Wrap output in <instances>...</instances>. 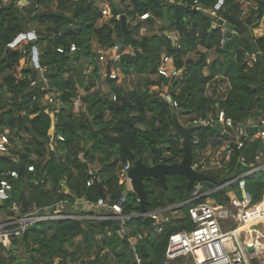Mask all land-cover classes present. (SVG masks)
Instances as JSON below:
<instances>
[{
    "label": "trees",
    "instance_id": "trees-1",
    "mask_svg": "<svg viewBox=\"0 0 264 264\" xmlns=\"http://www.w3.org/2000/svg\"><path fill=\"white\" fill-rule=\"evenodd\" d=\"M19 1L0 0V134L5 133L12 142L11 156L0 157V178L8 170L18 173L16 179H11V197L4 201V206L17 202L21 212L26 213L33 207L42 209L65 202L61 213L92 214L81 210L82 206L71 209V204L75 199L95 202L103 198L115 202L125 190L124 183L117 177L118 170L125 164L140 160L145 165H171L182 159L181 139L174 132L175 118L186 117L192 122L205 119L209 112L223 110L226 117L239 126L264 117V35L253 34L264 23V0H247L243 16L237 0H221L218 9L220 0L173 3L126 0L122 10L109 0L111 18L102 23H99L102 9L97 0H27L23 6L18 5ZM206 11L221 14L224 23L234 27L237 35L225 48L220 44L221 23ZM119 12L129 18L130 49L121 46L119 41L121 24L115 19ZM143 13H149L145 21L149 25H154L156 20L164 23L160 34L138 37L137 31L143 25L138 16ZM132 21L137 22L133 25ZM27 24H33L35 38L11 46L18 36L26 33ZM65 29L69 32L64 41L77 47L72 59L58 53V44L53 40ZM174 31L180 35L177 45L165 34ZM93 42L105 50L114 45L120 47L116 66L126 75L138 76L134 90L124 91L109 79L112 94L105 97L92 91L93 82L85 86L88 66L93 68L89 78H98ZM32 48L38 52L39 67H48L46 76L51 88L61 93L54 128L64 141L58 144L57 157L47 149L51 118L45 113L46 106H42L47 92L40 85L29 87V80L37 77L34 67L22 69L23 78H18L15 72L19 61ZM124 48L129 52L123 53ZM245 51L260 54L255 64L245 63ZM161 55L173 58L175 68L182 70L180 79L169 80L157 74ZM110 68L111 64L107 65L108 72ZM205 68L208 75L203 73ZM218 75L228 80L230 88L223 100L212 101L205 97V88ZM79 87L86 91L81 98L86 106L85 115L73 107ZM153 87L157 90L153 91ZM167 90L168 99L177 101L178 109L163 99ZM192 126L190 133H198V144L191 145L195 162L207 147L220 146L222 142H213L220 135L209 125ZM257 152L264 155V138L246 140L239 155L232 150L224 164L225 171H220L221 177L216 175L218 183L244 173ZM33 156L37 159L32 160ZM240 156L245 163L239 162ZM30 164L35 166L33 173L27 171ZM90 166L99 168L96 175L100 180L87 186ZM44 177L47 178L44 183L33 184V180ZM62 180L65 189L59 186ZM166 183L167 188H163L154 179H144L146 210L165 208L189 198L187 180L183 176L167 175ZM246 189L253 202L261 203L264 208V172L246 177ZM136 198L134 192H128L123 214L139 212ZM215 198L218 203L225 201L220 194ZM124 227L125 233L120 237V222L114 220L33 224L21 235L0 241V264H20L19 252L24 254L25 264H137L135 256L142 264H167L164 251L168 235L190 230L193 225L185 215L166 225L158 235L148 233L136 243L135 252L128 237L141 231L142 220L132 218L125 221ZM105 249L108 252H103Z\"/></svg>",
    "mask_w": 264,
    "mask_h": 264
},
{
    "label": "built area",
    "instance_id": "built-area-1",
    "mask_svg": "<svg viewBox=\"0 0 264 264\" xmlns=\"http://www.w3.org/2000/svg\"><path fill=\"white\" fill-rule=\"evenodd\" d=\"M23 1V0H22ZM179 2V0H171ZM20 3V2H19ZM102 19L111 18V14L106 8L101 10ZM121 16L117 14L116 20H119ZM149 17V13H143L138 16V20L145 21ZM222 32L221 45H224L225 38ZM138 35H145L146 30L143 26L137 31ZM32 34H34L32 32ZM22 35V34H21ZM24 35V34H23ZM59 35V34H58ZM167 37L172 40L174 45H177L180 35L177 31L166 33ZM34 36V35H33ZM34 37H31L32 39ZM26 39L24 35L19 41ZM13 43L11 46H13ZM68 52L58 45L57 52L60 54L74 53L77 50L75 44L68 45ZM97 55V61L111 64V72L107 76L110 80H116L118 77L116 66L120 60V47L117 45L105 50L97 47L95 50ZM26 54V51L23 50ZM37 55V51H35ZM33 48L27 52L25 57L30 58V65L34 67L37 72L35 79L29 80V87L34 88L40 85L43 91L47 94L43 99L42 106H46L45 113L50 118V109L57 110L60 107L59 98L61 93L54 88H51L49 78L46 76L48 67H39L37 60L33 59ZM259 54L256 51H245L243 53V59L248 65H253L257 62ZM24 57V58H25ZM22 58V59H24ZM181 71H178L174 66V60L171 56L161 55L160 64L157 68V74L166 79H180ZM18 78L21 75L17 76ZM23 78V77H21ZM81 94L77 93L73 99L74 110L77 111L81 106ZM164 97V99L171 102L173 108L178 109L177 101H171ZM34 100L35 97L33 96ZM115 100V97H112ZM55 113V112H54ZM53 113V114H54ZM51 120V126L48 131V144L47 149L49 154L53 153L57 157L56 153L59 142L64 141V138L55 133L54 122ZM214 124L220 123L226 129L229 130L228 138H223L220 134V138L214 139L216 143L220 140L221 144L226 147V155H230L232 149L229 147L230 143L236 145L239 151L246 140L249 138H264V117H260L257 120V130L253 136H249L244 131L243 127L235 126L231 118L226 117L223 110H218ZM192 125H209L213 128V123H205L202 119H197L191 122ZM193 145L198 144V139L191 142ZM12 148V142L10 138L5 134H0V157L11 156L10 149ZM48 158V156L46 157ZM37 159L36 156L32 157ZM240 163H245L243 157H239ZM133 167V164L127 163L117 172V177L120 182L124 183L125 190L127 192H134L131 187V179L128 176V172ZM247 170L240 174L231 177L229 180L212 185L209 190H204L202 182L194 183L193 189L190 192L188 199L175 205H171L165 208H158L154 210H146L145 212L125 215L123 214V205L126 201V197H119L115 202H108L103 198H98L95 202L75 199L71 204V209H78L82 206L83 211L93 212L87 213H61L65 207V202H59L52 207H45L38 209L33 207L30 212H21V205L17 202H12L10 205L4 206L3 203L11 197V191L13 185L11 179H16L18 173L15 170H8L1 174L0 178V241L5 242L10 238L17 237L24 233L26 229L33 224H40L46 222H59L64 220H114L120 222V231L118 234L123 237L125 233L124 223L132 218L141 219L152 218L154 220L150 231L146 232L143 227L136 236L128 237V242L131 249L135 252V245L137 242L142 241L148 233L158 235L162 233L166 225L172 224L178 219H182L185 215L190 219L193 227L190 230H183L172 232L167 237L166 247L164 251L165 263H170L176 259L184 258L189 261V264H264V212L261 208V203H254L252 195L246 189V177L253 175L257 172H264V155L262 152H257L254 157V162L247 165ZM27 171L33 173L35 166L30 164L27 166ZM91 178L87 181V186L91 185L94 181H99V176L94 172H90ZM43 178L41 180H33L34 185H40L44 183ZM61 189H65V181L62 180L59 183ZM235 187L236 196L226 199L223 194L229 187ZM135 193V192H134ZM222 194L223 203H218L217 200L210 199L211 197ZM205 199L204 202L201 200ZM138 202V197L136 198ZM186 210L183 212L181 218H173L167 216L168 213L177 210ZM250 243H245V241ZM257 243L261 246L257 247ZM251 246L252 251L248 252L246 247ZM136 257L137 264H142L140 259ZM256 260V263L253 260Z\"/></svg>",
    "mask_w": 264,
    "mask_h": 264
},
{
    "label": "water",
    "instance_id": "water-1",
    "mask_svg": "<svg viewBox=\"0 0 264 264\" xmlns=\"http://www.w3.org/2000/svg\"><path fill=\"white\" fill-rule=\"evenodd\" d=\"M221 3V0L219 1V4L216 6L218 9L219 5ZM120 24H121V39L120 44L121 46L127 47L130 49L129 41H128V25L126 21L125 15H121L119 18ZM215 24V23H214ZM213 29V27L211 28ZM222 31L225 38V42L223 47L225 48L226 45L229 43V40L232 37H235L237 34L234 30V27L231 26L228 23H224L222 25ZM69 32V29H65L61 34L56 35L53 37V40L62 47L65 52H68V46L67 43L64 41L65 36ZM24 35L18 36L14 43L19 42V40ZM173 43V42H172ZM174 45V43H173ZM36 49L33 48L34 56L33 59L37 60V55L35 54ZM69 58L72 59L73 54L69 53ZM241 127H244L241 125ZM213 130L216 131L218 134H221L224 138H228V134L223 132V128L220 123H216L213 127ZM249 136H253L256 133L257 128H248L245 129ZM174 132L175 134L181 139L182 143V151H183V157L182 159L174 164L167 165V164H155V165H145L140 160H136L133 163V167L128 172V176L131 179V187L132 190L135 192L136 196L138 197V205H139V211L141 213L146 211L147 206V199H146V191H145V184L144 179L150 178L154 179L158 182L160 186L163 188H167L166 183V176L167 175H176V176H183L186 180V191L190 192L192 190V187L194 183L196 182H207L215 184L218 180H216L214 177L205 175L203 173H200L196 167L193 166V158L191 154V136L190 131L188 129H185L181 127L176 120H174ZM229 147L235 152L236 155H239V151L236 148V145L234 143H230ZM128 192L126 190L123 191L122 196L127 197ZM154 220L150 217L144 218L142 220L143 228L146 232L150 231V228L153 224ZM248 252L252 251L251 246L246 247ZM254 263H256V260H253ZM20 264H25V259H22Z\"/></svg>",
    "mask_w": 264,
    "mask_h": 264
},
{
    "label": "crops",
    "instance_id": "crops-1",
    "mask_svg": "<svg viewBox=\"0 0 264 264\" xmlns=\"http://www.w3.org/2000/svg\"><path fill=\"white\" fill-rule=\"evenodd\" d=\"M23 2H24V4L26 5L27 4V1L26 0H23ZM99 4V6L101 7V9H104V8H106V10L109 12V14H111V11H110V5H109V3H98ZM121 8V9H120ZM119 9L120 10H122L124 7H120ZM120 13V12H119ZM120 16L121 15H123V14H119ZM108 19L107 18H105V19H102L101 18V20L99 21V23H102V22H105V21H107ZM126 21H127V24L129 23V18H126ZM143 22V21H142ZM155 22H157V21H155ZM161 22V21H160ZM133 25H134V21H132L131 22ZM144 23V22H143ZM159 23V22H158ZM143 26V25H142ZM26 29H27V31H26V33L24 34L25 36H26V39H23V40H26L25 42H27V40L28 39H30L31 37H34L35 38V33L34 34H32V31H34V30H32L31 29V27H30V25H28V26H26ZM166 33H168V32H165V34ZM169 33H171V32H169ZM34 35V36H33ZM138 35V34H137ZM121 39V38H120ZM120 39H119V41H120ZM22 41V40H21ZM24 42V43H25ZM93 44V48H94V50L98 47V45H97V43L96 42H93L92 43ZM125 49V48H124ZM127 49V48H126ZM37 57H38V52H37ZM210 60V58L208 57V59H207V62ZM97 63H99L100 65H103L104 63H102V62H99V61H97ZM23 64V63H22ZM20 66V65H19ZM18 66V67H19ZM104 68L102 69V68H100V70L98 71V78L96 79H93V78H87V80H86V83H85V86L86 85H88V84H90L91 82H93L94 83V88H96L97 86H95V84H97L98 83V85L100 86V90H101V95H103V96H105V97H108L110 94H112V88H111V84H110V82H109V79H108V75H109V73L111 72V68H110V70H109V72L107 71V64H105V66H103ZM24 68H31V65H29V66H26V67H22V65L19 67V71L17 72V76L18 75H20L21 74V71H22V69H24ZM119 72H120V70H119ZM206 72V73H205ZM203 73H204V75H208V71H207V69L205 68L204 70H203ZM181 74H182V70H181V73H180V76H181ZM101 75L104 77V79H102V77H101ZM89 77V76H88ZM94 80V81H93ZM115 82H114V85H117L118 87H120V88H122V86H120L119 85V83H118V77H117V79L116 80H114ZM180 84V83H179ZM93 88V89H94ZM230 88V85H229V82H228V80L225 78V77H223V76H220V75H218V76H216V77H214L212 80H210L208 83H207V85H206V88H205V97H207V98H209L210 100H212V101H216V100H223L224 98H225V96H226V93H227V91H228V89ZM93 89H92V91H93ZM124 90V89H123ZM152 90L153 91H156L157 90V88L156 87H153L152 88ZM180 90V87L179 88H177L176 89V93L178 92ZM81 91V92H80ZM77 92L79 93V94H81V96L83 97V96H85V94H86V91L83 89V88H81V87H79L78 88V90H77ZM168 94H169V92H168V90L165 92V94H164V96H163V99H164V97H168L169 98V96H168ZM167 98V99H168ZM165 100V99H164ZM84 104L83 103H81V106L79 107V109L81 110V112L83 113V115H85L86 114V106L84 107L83 106ZM216 107H217V105H216ZM78 109V110H79ZM50 115H51V117H52V119L51 120H53L52 122H54L55 123V113L58 111V110H54V112H53V110L52 109H50ZM217 112H218V110L216 111V112H209V113H207V116H206V118L205 119H202L205 123H213V125H215L214 124V119H215V116H216V114H217ZM54 113V114H53ZM200 119V118H199ZM175 120L177 121V123L181 126V127H183V128H185V129H188L189 131H190V129L193 127L192 126V124H191V121H189V120H187V118L186 117H181V118H179V119H176L175 118ZM241 125H243L244 127H243V129H244V131L246 132V130L245 129H248V128H254V127H256L257 128V121H253V120H249L246 124H241ZM240 125V126H241ZM199 126V125H198ZM203 126H205V125H202V126H199V127H203ZM222 126V125H221ZM214 127V126H213ZM222 128H223V132H225V133H229V130L228 129H226L224 126H222ZM246 134L248 135V133L246 132ZM176 135V134H175ZM220 135V134H219ZM177 136V135H176ZM190 136H191V142L193 141V140H195V139H198V133L196 132V133H194V134H190ZM192 145V144H191ZM226 147L227 146H224V145H222V144H220V146H216V147H207L204 151H202L201 153H199L198 154V158L196 159V161L195 162H192L193 163V166L194 167H196L197 168V170L200 172V173H203V174H205V175H208V176H211V177H214L216 180H218V178L216 177V175H218L219 177H221V174H220V171L222 170V168H221V165L216 161H214V160H212V159H210V162H208V158H207V156H209L210 154H211V151L214 149V150H217V149H223V152H224V154H225V157H224V160H223V164H226L227 162H228V160H229V156L228 155H226ZM225 149V150H224ZM224 167V166H223ZM248 168V167H247ZM221 169V170H220ZM98 170H99V168L97 169V167L95 168L94 166H90V172H95V173H97L98 172ZM246 171V170H245ZM244 171V172H245ZM208 184H212V183H208ZM194 186V185H193ZM205 187V186H204ZM192 189H193V187H192ZM191 192V191H190ZM220 196L222 197V194H220ZM225 196V198L226 199H229V197H235L236 196V190H235V187L234 186H232V187H229V188H227L226 190H225V192H224V194H223V197ZM261 208H262V211L264 212V208H263V206H262V204H261ZM171 215V216H169V215ZM167 214V216L168 217H171V219H173V218H176V217H178V218H181L182 216H183V210L181 209V210H177V211H174V212H170V213H168ZM263 221H264V216H263Z\"/></svg>",
    "mask_w": 264,
    "mask_h": 264
},
{
    "label": "rangeland",
    "instance_id": "rangeland-1",
    "mask_svg": "<svg viewBox=\"0 0 264 264\" xmlns=\"http://www.w3.org/2000/svg\"><path fill=\"white\" fill-rule=\"evenodd\" d=\"M27 1V0H26ZM112 1H114L115 3H116V5L120 8V7H124V5L126 4V0H125V2H122V0H112ZM237 1H239V3L241 4V8H242V16L246 13V10H247V0H237ZM250 2H252V0H249ZM20 3L18 4L19 6H23V5H25L24 4V2L22 1V0H20L19 1ZM97 2L98 3H108L109 2V0H97ZM169 2L171 3V0H169ZM206 12H208V14L213 18V19H215L216 21H218V22H220L221 24L220 25H223L224 24V22H225V20L222 18V15L221 14H218V13H216V12H213V11H206ZM146 21V20H145ZM145 21H143L144 23H143V27L145 28V30H146V33H145V35H149V36H151V35H157V34H160L162 31H163V27H164V23L161 21V20H156L157 22H155L154 23V25H149V24H147V23H145ZM161 21V22H160ZM137 21H134V24L136 23ZM159 22V23H158ZM33 24H31L30 25V27H31V29L32 30H34V31H32L33 33H36V31H35V29H34V26H32ZM27 26H28V24H27ZM27 31V29L25 28V32ZM253 34H254V36H260V35H264V23L263 24H261L260 26H259V28L258 29H256V30H254L253 31ZM140 36H144V35H138V37H140ZM26 40H22V43H24ZM26 43V42H25ZM92 47H93V44H92ZM93 50H94V48H93ZM123 53H128L129 51H128V49H124L123 51H122ZM257 52V51H256ZM258 53V52H257ZM259 54V53H258ZM260 55V54H259ZM23 63V64H22ZM105 62H104V64L103 65H100L99 63H97V68H98V71L100 70V68H104L103 66H105ZM19 65L21 66L22 65V67H26V66H29L30 65V58L29 57H25L24 59H21L20 61H19ZM19 66V67H20ZM19 67H17L16 68V74H17V72L19 71ZM93 68L91 67V69H90V67L88 66L87 67V70H86V75L87 76H89L90 75V72H91V70H92ZM206 73V72H205ZM117 74H118V83H119V85L120 86H122V89H124V91H132V90H134L135 89V87H136V85H137V83H138V81H139V78H138V76L137 75H135V74H128V75H126V74H124L123 72H119L118 70H117ZM101 77H102V79H104V77L101 75ZM89 78V77H88ZM0 82H1V79H0ZM95 86H97L96 88H94L93 89V91H98L99 93H101V90H100V86L98 85V83L97 84H95ZM81 92V91H80ZM84 107H85V104L83 105ZM1 112V111H0ZM224 157H225V154H224V152H223V149H217V150H212L211 151V154L209 155V156H207V158L209 159L208 160V162H210V159H212V160H214L215 162L217 161L220 165H221V168H222V170L223 171H225V166H224V164H223V160H224ZM224 166V167H223ZM221 170V169H220ZM221 170V171H222ZM217 183H218V181H217ZM216 184V183H215ZM215 184H208V183H203V186H205L204 187V190H209L211 187H212V185H215ZM216 197V195L215 196H213V197H211L210 199H214ZM216 199V198H215ZM226 200V199H225ZM226 201H228V200H226ZM218 202V201H217ZM169 215V214H168ZM169 216H171V215H169ZM171 218V217H170ZM101 238V236H98V239H100ZM103 252H108V250L107 249H105ZM102 252V253H103ZM19 257H20V262H21V260L22 259H24V254L22 253V252H19ZM177 260H178V262H177ZM170 263H172V264H189V261L188 260H186V259H184V258H180V259H176L175 261H173V262H170ZM169 263V264H170Z\"/></svg>",
    "mask_w": 264,
    "mask_h": 264
},
{
    "label": "bare ground",
    "instance_id": "bare-ground-1",
    "mask_svg": "<svg viewBox=\"0 0 264 264\" xmlns=\"http://www.w3.org/2000/svg\"><path fill=\"white\" fill-rule=\"evenodd\" d=\"M245 243H250V242L247 241V239H246ZM260 246H261V244L260 243H257V247H260Z\"/></svg>",
    "mask_w": 264,
    "mask_h": 264
}]
</instances>
